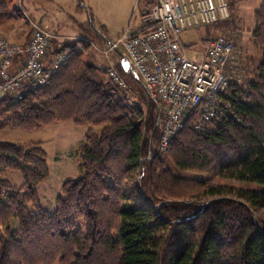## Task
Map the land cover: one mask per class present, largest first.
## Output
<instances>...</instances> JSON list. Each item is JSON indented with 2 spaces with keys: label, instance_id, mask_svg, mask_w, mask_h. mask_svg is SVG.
Segmentation results:
<instances>
[{
  "label": "trees",
  "instance_id": "obj_1",
  "mask_svg": "<svg viewBox=\"0 0 264 264\" xmlns=\"http://www.w3.org/2000/svg\"><path fill=\"white\" fill-rule=\"evenodd\" d=\"M254 18L256 69L218 96L215 121L193 128L197 111L190 114L165 158L152 152L161 134L156 106L145 96L153 114L130 109L105 70L71 47L56 51L66 60L45 85L2 101L0 131L65 122L86 130L78 176L61 183L53 212L37 192L48 176L40 143L0 141V264H264V191L180 176L264 186V0Z\"/></svg>",
  "mask_w": 264,
  "mask_h": 264
},
{
  "label": "built area",
  "instance_id": "obj_2",
  "mask_svg": "<svg viewBox=\"0 0 264 264\" xmlns=\"http://www.w3.org/2000/svg\"><path fill=\"white\" fill-rule=\"evenodd\" d=\"M229 16L226 0H154L150 9L140 15L137 31L122 34L104 51L105 55L117 53L126 58L131 74L161 113V151L167 149L170 138L194 111L200 122L217 115L218 96L227 89L233 75V39L218 36L204 40L200 57L190 58L182 36L227 21ZM53 38L33 23L23 44L0 36V103L21 100L26 92L45 85L58 71L66 54L53 52ZM105 73L133 106L138 99L121 74L119 63L110 65Z\"/></svg>",
  "mask_w": 264,
  "mask_h": 264
},
{
  "label": "rangeland",
  "instance_id": "obj_3",
  "mask_svg": "<svg viewBox=\"0 0 264 264\" xmlns=\"http://www.w3.org/2000/svg\"><path fill=\"white\" fill-rule=\"evenodd\" d=\"M145 1L149 6H152L154 0ZM55 2L60 5L61 9L56 12L62 13L61 17L59 15L57 16L58 19L64 20L63 17H68V20L72 24L71 27L73 26V36L78 35V38L73 37L71 39H66L63 42L64 44H67V46L81 53L82 60L85 62L91 61L89 60V56H91L89 53L90 51L94 54H98V49H100V51L104 49L105 51L108 48V45L104 48H100L102 46L93 43L90 39H83L81 41L82 44L79 43L78 41L81 40L80 38L83 33L79 28L81 24H86L87 27L92 28L97 33L99 32V35L105 34L104 41L106 43L111 41L109 44L116 42L124 33L136 32L141 24L139 18L142 0H68V2L65 0H55ZM261 3L262 0H230L228 2L230 16L227 21H223V23L214 27H205L197 31L191 30L182 36L188 56L190 58L200 57L202 40L205 38H215L218 36L229 37L233 39L235 45V63L231 70V75L232 73L233 75L229 80L228 86H230V83L232 82L237 83V81L242 82L244 79H247L246 77H249L251 73L254 72V69H256L262 55V49L257 46L253 40V33L256 27L254 14L260 8ZM19 12L15 10L13 12L14 17L17 18L16 22H22L26 27H31V23L34 22L31 17L23 14L22 10ZM20 30H23V28ZM62 31L60 34H62ZM54 41L60 42L58 39H54ZM83 45L86 50L85 55H83ZM193 51L199 52L194 55L192 53ZM114 54L115 53H113V55ZM236 68L237 70H235ZM238 69L241 70V74L238 72ZM120 70L138 99L133 106H130L124 101L125 105L130 109L142 110L143 113H151V109L149 110L147 107L148 103L144 91L141 88L142 85H138V80H136L131 73L125 72L122 69ZM225 91H227V89ZM116 98L120 100L117 95ZM215 111L217 110L215 109ZM196 117L198 118V115ZM216 119L217 118L214 117V121ZM198 123H203V121L200 122L198 118V120H193V122L191 121L189 124L196 125ZM84 131L85 128L76 127L71 123H67L53 125L50 128L36 131L5 129L0 132V140L16 143L41 142L42 147L46 152L48 176L37 188V192L39 199L41 198L40 204H42V208L48 212H53L55 209L56 197L59 193L61 183L66 179H74L78 176L77 150L83 139ZM158 140L159 138L157 134L155 140L157 146L153 147L152 152L157 153L161 158H165L166 155L164 152L166 150L161 151L159 149ZM180 176L198 180L207 185H221L233 188L264 191V186L261 185L220 179L206 174L181 173ZM5 178L14 185H19V182L22 181L21 175L13 171L6 172ZM260 214H263V212H260Z\"/></svg>",
  "mask_w": 264,
  "mask_h": 264
},
{
  "label": "crops",
  "instance_id": "obj_4",
  "mask_svg": "<svg viewBox=\"0 0 264 264\" xmlns=\"http://www.w3.org/2000/svg\"><path fill=\"white\" fill-rule=\"evenodd\" d=\"M5 1H6V5H7V14L9 15V17L0 19V35L6 36L11 42L23 44L24 42L27 41V39L30 35V31H31L30 26L26 27L25 25H23L22 22L21 23L16 22L17 18L14 17L13 12L15 10V7L19 6V5H20L19 6L20 10L23 11V14L28 15L34 21V22H32L33 24H35V25L39 26L40 28L48 31L54 37L53 41H52V47H51L53 52L62 51V50L69 48V46H67V44H64V42H63L64 40L71 39L73 37L78 38L77 37L78 35L73 36V34H72V32H73L72 27L73 26L71 27L72 24L68 20V17H63L64 20L58 19L57 16L59 15L61 17L62 13L56 12V11H60L61 9H60V5L57 4L55 2V0H5ZM65 1L68 2V0H65ZM226 1L228 3L230 0H226ZM150 6L148 5V3H146L145 0L144 1L142 0L140 15L143 12L148 11L150 9ZM21 28H23V30H20ZM28 28L30 31L28 30ZM79 28H80V31L83 32L81 35V38H80L81 40L78 41L81 44H82L81 41L83 39L84 40L90 39L93 43H95L99 46H102L100 48H104L105 46L109 45V43L111 42L110 41V42L106 43L104 41L105 40V38H104L105 34L99 35L98 34L99 32L97 33L92 28L87 27L86 24H84V23L81 24L79 26ZM61 31H62V34H60ZM54 39H58L60 42L54 41ZM82 48H83V55H85L86 50L84 49L83 46H82ZM73 50H75V49H73ZM198 52L193 51L192 53L194 55H196ZM77 53L80 56L82 55L79 52H77ZM89 53L91 54V56H89V58H90L89 60H91V61H88V63L93 64L98 70H100L102 72H104V70L107 67H109L110 65L118 64L119 60L121 58V56L118 55L117 53L114 55L113 54L112 55H105L104 49L101 51H100V49H98L97 50L98 54H94L91 51ZM120 68H119V70H120ZM120 72H121V70H120ZM100 77H101V79H103L104 83L108 81L104 74H100ZM138 85L141 86L140 83H138ZM141 88H142V86H141ZM67 123H71V122L55 123V124L43 127L42 129L50 128L53 125H60V124H67ZM72 125H74V124H72ZM6 129H10V128H6ZM3 130H5V129H3ZM3 130H1V131H3ZM84 133H85V131H84ZM0 141L11 142V141H5V140H0ZM37 142H39V141H37ZM12 143H16V142H12ZM17 143H19V142H17ZM28 143H35V142H28ZM39 143L41 145V148L43 149L41 142H39ZM20 144H27V143H20ZM19 183L20 184L16 185V186H21L23 183V180L20 181ZM40 201H41V198H40ZM41 206H42V204H41Z\"/></svg>",
  "mask_w": 264,
  "mask_h": 264
},
{
  "label": "water",
  "instance_id": "obj_5",
  "mask_svg": "<svg viewBox=\"0 0 264 264\" xmlns=\"http://www.w3.org/2000/svg\"><path fill=\"white\" fill-rule=\"evenodd\" d=\"M119 65L121 66V68L125 71V72H131V68L130 65L128 63V61L126 60L125 57L121 56L120 61H119ZM259 231L260 228L258 227Z\"/></svg>",
  "mask_w": 264,
  "mask_h": 264
},
{
  "label": "bare ground",
  "instance_id": "obj_6",
  "mask_svg": "<svg viewBox=\"0 0 264 264\" xmlns=\"http://www.w3.org/2000/svg\"><path fill=\"white\" fill-rule=\"evenodd\" d=\"M129 73H131V72H129Z\"/></svg>",
  "mask_w": 264,
  "mask_h": 264
}]
</instances>
